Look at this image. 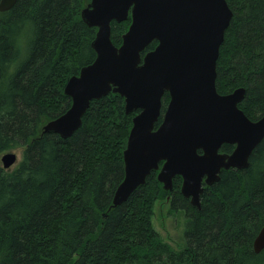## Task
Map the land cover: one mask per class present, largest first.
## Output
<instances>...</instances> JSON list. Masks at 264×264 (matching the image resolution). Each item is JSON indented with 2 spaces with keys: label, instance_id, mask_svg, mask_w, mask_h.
<instances>
[{
  "label": "trees",
  "instance_id": "obj_1",
  "mask_svg": "<svg viewBox=\"0 0 264 264\" xmlns=\"http://www.w3.org/2000/svg\"><path fill=\"white\" fill-rule=\"evenodd\" d=\"M90 1L17 0L0 13V157L24 150L14 170L0 164V264H264V251L253 249L264 226V140L249 168L222 170L206 186L200 209L181 194L180 176L166 191L156 171L111 208L139 111L126 114L125 99L111 92L91 102L72 137H40L72 104L68 80L96 59L98 30L81 18ZM227 2L234 15L217 62V90L245 88L239 107L257 120L264 115V0ZM111 25L120 46L131 17ZM169 99L166 93L157 125ZM233 149L224 145L221 152ZM169 196L171 211L187 219L179 250L154 227L156 205Z\"/></svg>",
  "mask_w": 264,
  "mask_h": 264
},
{
  "label": "water",
  "instance_id": "obj_2",
  "mask_svg": "<svg viewBox=\"0 0 264 264\" xmlns=\"http://www.w3.org/2000/svg\"><path fill=\"white\" fill-rule=\"evenodd\" d=\"M16 3L0 0V13ZM233 15L227 0H91L81 17L98 29L92 42L96 59L68 80L64 92L72 104L42 127L40 137H72L93 100L119 94L126 114L139 112L124 151L125 178L111 208L127 202L156 171L166 191L180 176L181 194L200 209L204 185L217 183L222 170L249 168L264 140V115L254 121L239 107L246 89L220 94L216 86L217 62ZM129 16L131 25L116 46L111 24ZM154 41L156 48L142 56ZM166 93L170 100L157 125ZM224 145L234 150L223 153ZM1 162L10 170L18 156L7 152ZM253 249L264 251V226Z\"/></svg>",
  "mask_w": 264,
  "mask_h": 264
},
{
  "label": "rangeland",
  "instance_id": "obj_3",
  "mask_svg": "<svg viewBox=\"0 0 264 264\" xmlns=\"http://www.w3.org/2000/svg\"><path fill=\"white\" fill-rule=\"evenodd\" d=\"M23 44L25 46L24 52H26L27 51L26 43L23 42ZM23 151H24L23 147L7 151V152H15L18 156V164L13 166L8 171L14 170L20 164L23 158ZM1 157H0V164L2 165ZM170 208H171L170 202L157 203L156 209H155L156 213H155V218H154V227L160 233L164 241L169 243L173 248L179 250L186 243L184 239V230H185L187 219H185L186 215H184L183 212L178 211L174 213L171 211Z\"/></svg>",
  "mask_w": 264,
  "mask_h": 264
},
{
  "label": "flooded vegetation",
  "instance_id": "obj_4",
  "mask_svg": "<svg viewBox=\"0 0 264 264\" xmlns=\"http://www.w3.org/2000/svg\"><path fill=\"white\" fill-rule=\"evenodd\" d=\"M254 121H255V120H254ZM204 186H205V188H206L207 185H204ZM208 187H209V186H208ZM203 194H204V193H203ZM169 197H170V199L168 200V202H170V204H172V196H169ZM201 199H202V198H201ZM168 202H167V203H168ZM189 202H190V199H189ZM190 204H191V202H190Z\"/></svg>",
  "mask_w": 264,
  "mask_h": 264
},
{
  "label": "bare ground",
  "instance_id": "obj_5",
  "mask_svg": "<svg viewBox=\"0 0 264 264\" xmlns=\"http://www.w3.org/2000/svg\"><path fill=\"white\" fill-rule=\"evenodd\" d=\"M120 45V44H119ZM174 210V209H173ZM177 211V210H176ZM175 212V211H174ZM184 215H185V213H184ZM186 219V218H185ZM154 221V220H153Z\"/></svg>",
  "mask_w": 264,
  "mask_h": 264
}]
</instances>
